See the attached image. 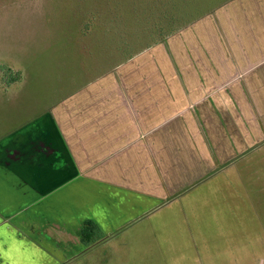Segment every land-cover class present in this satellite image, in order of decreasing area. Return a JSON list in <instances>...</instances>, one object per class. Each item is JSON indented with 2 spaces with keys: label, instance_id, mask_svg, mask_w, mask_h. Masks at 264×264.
<instances>
[{
  "label": "crops",
  "instance_id": "obj_1",
  "mask_svg": "<svg viewBox=\"0 0 264 264\" xmlns=\"http://www.w3.org/2000/svg\"><path fill=\"white\" fill-rule=\"evenodd\" d=\"M262 147L264 0H221L0 139V264H73L86 220L105 244Z\"/></svg>",
  "mask_w": 264,
  "mask_h": 264
},
{
  "label": "rangeland",
  "instance_id": "obj_2",
  "mask_svg": "<svg viewBox=\"0 0 264 264\" xmlns=\"http://www.w3.org/2000/svg\"><path fill=\"white\" fill-rule=\"evenodd\" d=\"M218 1L0 0V139ZM189 196L105 244L79 240L73 264H264V147Z\"/></svg>",
  "mask_w": 264,
  "mask_h": 264
},
{
  "label": "trees",
  "instance_id": "obj_3",
  "mask_svg": "<svg viewBox=\"0 0 264 264\" xmlns=\"http://www.w3.org/2000/svg\"><path fill=\"white\" fill-rule=\"evenodd\" d=\"M174 28L175 27H172L170 31L163 33L160 36V39L163 40L164 38H166L173 31ZM1 78H2V81L7 85H11L19 81L17 74L12 73L8 68H6V71H4L2 68ZM102 236L103 234L101 233L98 225L94 221L86 220L83 223L82 229H81V236H80L81 243H83L86 246H90L94 244L95 242H97L98 240H100Z\"/></svg>",
  "mask_w": 264,
  "mask_h": 264
}]
</instances>
